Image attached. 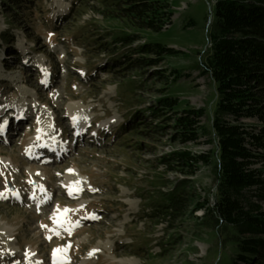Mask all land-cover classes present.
<instances>
[{"label": "rangeland", "instance_id": "374dc122", "mask_svg": "<svg viewBox=\"0 0 264 264\" xmlns=\"http://www.w3.org/2000/svg\"><path fill=\"white\" fill-rule=\"evenodd\" d=\"M163 1L171 15L153 32L105 15L97 0H0V221L7 225L0 264H226L235 252L203 210L193 209L196 199L214 200L210 166L197 164L188 174L161 159L212 144L205 137L180 143L174 111L156 102L168 96L174 110L203 107L201 122L209 125L215 91L201 64L215 0ZM126 35H134L128 43L114 40ZM142 42L179 51L125 56ZM69 101L76 102L73 116L65 112ZM74 120L83 125L78 136ZM46 139L53 149L43 150ZM72 167L75 194L64 180ZM255 167L264 175L262 161ZM186 180L177 208L154 211L149 196ZM59 208L64 218L57 222Z\"/></svg>", "mask_w": 264, "mask_h": 264}, {"label": "trees", "instance_id": "16d2710c", "mask_svg": "<svg viewBox=\"0 0 264 264\" xmlns=\"http://www.w3.org/2000/svg\"><path fill=\"white\" fill-rule=\"evenodd\" d=\"M97 1L106 10L105 15L153 32L160 31L171 15L163 0ZM133 36L114 40L128 43ZM208 44L201 73L210 77L215 91L209 125L201 122L206 115L203 107L174 110L176 99L168 96L156 102L160 109L174 111L172 126L180 143L205 137L204 142L212 148L205 152L178 149L161 159L172 169L188 174L197 164L210 166L214 200L209 203L207 196L196 199L193 209H202L204 218L211 221L208 226L220 230L226 241L233 243L235 252L226 264H264V175L255 167L258 161L264 163V0H215ZM178 51L160 43L142 42L127 50L125 56L144 53L159 57ZM147 59L155 62V58ZM137 61L144 63L142 58L133 63ZM148 109L154 113L155 107ZM246 119H256L260 124H247ZM189 182L173 185L147 201L157 206L153 209L160 214L169 207L177 208Z\"/></svg>", "mask_w": 264, "mask_h": 264}, {"label": "bare ground", "instance_id": "6f19581e", "mask_svg": "<svg viewBox=\"0 0 264 264\" xmlns=\"http://www.w3.org/2000/svg\"><path fill=\"white\" fill-rule=\"evenodd\" d=\"M65 106H66L65 112H66L67 115H72L73 116L74 115L73 113L77 112L76 111L77 109H76V102L75 101H69ZM0 113L2 115H4L6 113V110L4 109L3 106H2V108L0 107ZM73 126H74L73 130L75 131L76 136H78L81 133V129L83 127L82 123L74 120L73 121ZM7 134H8V131L6 132V135ZM0 136H3V135L0 134ZM88 136H92V135L89 133ZM32 139H33V137L31 138V140ZM40 144H41L42 148L44 147L43 150H45L46 149L45 147H48V145H51L50 149H53V147L55 146V143H52V142L49 143V141H47V139L46 140H42V142ZM42 144H43V146H42ZM32 151H33L32 149L29 150V155H31L30 158L37 157V155H35L34 157L32 156L34 154V153H32ZM63 151H65L64 145L60 146L58 153L61 152V155H63V153H64ZM1 160H2V162H3V164L5 166L11 165V161H10V159L8 157L2 156ZM75 171H76V169L72 167V168H69L64 174V180H65V183H67L69 188H70V193H72V192L78 193L79 189H80L79 181L74 179V176H76ZM52 218L55 221H57V222H60L61 219L63 220V218H64V209H61V208L56 209L53 212V214H52ZM6 230H7V225L4 222L0 221V232L1 233H5ZM9 249L13 250V251L14 250L18 251L15 246H10ZM32 251L33 250H28L27 254H33ZM56 258H57L58 262L61 261L59 256H57ZM86 259H87V256L83 257V262ZM116 261L119 262L120 264H124L125 262H128V260H120L118 258H116Z\"/></svg>", "mask_w": 264, "mask_h": 264}]
</instances>
